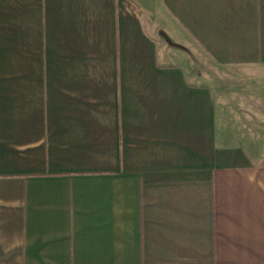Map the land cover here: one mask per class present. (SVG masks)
I'll use <instances>...</instances> for the list:
<instances>
[{
	"label": "crops",
	"instance_id": "obj_1",
	"mask_svg": "<svg viewBox=\"0 0 264 264\" xmlns=\"http://www.w3.org/2000/svg\"><path fill=\"white\" fill-rule=\"evenodd\" d=\"M0 264H264V0H0Z\"/></svg>",
	"mask_w": 264,
	"mask_h": 264
},
{
	"label": "rangeland",
	"instance_id": "obj_2",
	"mask_svg": "<svg viewBox=\"0 0 264 264\" xmlns=\"http://www.w3.org/2000/svg\"><path fill=\"white\" fill-rule=\"evenodd\" d=\"M226 75H228V74H226ZM223 76L220 74L216 75L213 72V70L211 69V78L212 77L214 78L213 82H217V86L214 88V90L216 92L219 91V92H224V93L233 92V90H235L237 88L236 85L234 84L235 83L234 80H232V78L230 80L225 79ZM245 91H250V90L245 89ZM230 103H232V102L226 101V104H230Z\"/></svg>",
	"mask_w": 264,
	"mask_h": 264
}]
</instances>
